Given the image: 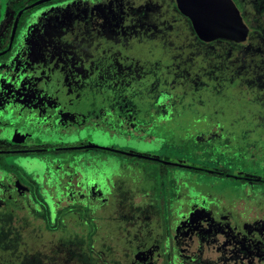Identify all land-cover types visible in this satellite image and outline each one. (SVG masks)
Here are the masks:
<instances>
[{
  "label": "flooded vegetation",
  "instance_id": "flooded-vegetation-1",
  "mask_svg": "<svg viewBox=\"0 0 264 264\" xmlns=\"http://www.w3.org/2000/svg\"><path fill=\"white\" fill-rule=\"evenodd\" d=\"M37 1L39 0H0V26L3 25L0 42L4 41L2 34L5 33L6 36V47L0 50L5 51L0 54V154H8L9 158L8 161L5 159V162H0V264H45L47 255L34 250L33 245L27 241L30 237L24 236L18 228L27 227L25 223L31 225L36 215L42 212L47 214L50 227L61 228L62 231L56 245L54 244V254L66 252L80 264H97L96 256L102 253L97 252V239L92 236L98 227L96 216L87 215L88 199L92 195L90 178L95 174L93 170L97 166V159H87L85 156L87 150L95 148L76 147L84 146L81 139L86 136L83 133L88 135L92 131L88 126H81L93 115L95 117L98 114V91H103L106 99L112 97L110 93L107 95L103 88L98 87L96 82L105 85L108 92H113L114 85L125 86L121 85L125 82L116 77L118 74H114L111 67L99 72L96 69V74L91 75L92 65L84 74L80 68H66V77L64 75L62 78V62L72 58L75 60L76 56L72 46L65 44L66 34L74 31L76 26H82L108 39L126 36L127 40H130L132 36H145L149 38L136 39L137 49L152 56H159L163 47L154 43L152 36L150 37L154 35L152 30H161L163 27L159 23L154 24L159 18L151 19L158 2L172 13L184 17L194 41L203 46L225 40L233 48H242L251 35L263 32L264 28L250 26L243 0H237L240 7L236 0H232L249 26L248 37L241 42L225 38L213 41L201 39L190 17L179 8L178 0H45L34 4ZM139 4L145 5L139 8ZM261 5L259 15L264 16V0ZM21 11L12 39L14 25ZM7 17L8 22L5 24ZM7 32H10L9 36ZM142 40L152 42L145 45L141 43ZM121 48L128 51L130 49L126 44ZM127 57L130 59L122 58L126 63L131 60L130 56ZM239 70L236 78L223 75L224 79H228L227 82L222 81L225 89L231 91L247 78V71ZM49 72L57 75L56 79H60L64 89L52 90ZM141 77L139 76L140 82L145 86V80ZM157 77L155 72L150 73L146 83L154 78L155 83L159 85ZM246 82L250 81L246 79ZM230 84L233 85L232 88L227 87ZM67 90H72L73 96L67 98ZM71 110L75 111L76 119L78 115H85L87 118L82 123H78V119H75V122H66V114ZM48 119L54 124L51 136L56 134L59 140L53 137L54 141H49V138L44 137L49 133V127L45 130L40 127L39 131H33L37 122L43 124ZM102 123L108 125L109 121ZM102 123L103 129L96 128L93 133L106 131L104 127L107 125ZM61 125L76 129L69 135H59L56 132L61 130ZM229 125L228 130L244 131L248 138L249 129L233 123ZM39 134L42 136L40 140L37 137ZM70 136L76 138L68 139ZM247 143L251 153L255 154L247 156L246 160L258 162L259 166L256 168L230 172L219 167L194 165L173 157H159L189 166L158 161L161 164L196 172H162L157 175L162 176L164 182L160 177L155 180L159 182H154L147 181L143 172L136 171L134 179L140 183L139 188L152 199L145 205H134L143 215L148 214L141 222L143 228H138L132 237L126 235L124 243L120 246L122 255L127 259L123 264H264V149L255 152L249 139ZM254 146L260 147L257 144ZM64 148L84 152L78 153L72 161H66L61 154L58 156L54 153ZM34 152L51 164H48L44 174L30 173L17 163L15 154L24 153L29 156V153ZM57 161L59 165L54 168ZM66 162L70 165L77 163L76 172L81 164L89 166V170L83 167V173L80 172L87 177V180L81 177L85 187L84 193L69 187L62 188L64 176L70 174L65 168ZM14 167L21 168L26 182ZM138 173L142 176L141 182L137 178ZM112 175L110 172L105 178V184L108 181L114 184ZM35 183L39 191L36 198L32 195V187L29 185ZM144 186L150 187L152 193L150 189L145 190ZM109 191L110 186L104 188L102 196H106ZM21 199L25 201L22 203L25 218L21 217V209H18ZM61 200L65 203L60 204ZM125 202L127 203L122 207L126 206L128 209L124 208L127 210H124V218L127 220V225L125 223L124 226L129 229L128 221L136 216L139 219L141 215L129 216L128 195H125ZM70 211L77 215L76 219L84 221L87 232H81L77 228L70 229L66 225L64 215ZM113 239L111 232L106 233V243L112 249L115 244Z\"/></svg>",
  "mask_w": 264,
  "mask_h": 264
},
{
  "label": "rangeland",
  "instance_id": "rangeland-1",
  "mask_svg": "<svg viewBox=\"0 0 264 264\" xmlns=\"http://www.w3.org/2000/svg\"><path fill=\"white\" fill-rule=\"evenodd\" d=\"M243 1H245V13L247 14L250 26L264 28V16L259 15L262 0ZM235 2L240 7L237 0ZM144 5L139 4L138 7L143 8ZM156 5L154 9L156 12L151 19L159 18L155 20L154 24L159 23L163 27L161 30H152L154 35H150V37L152 36L154 43L161 44L163 47L158 54L159 56H152L146 51L137 49L136 39L149 37L132 36L130 40H127L126 36H114L108 39L106 36L96 35L92 30L76 26L74 31L69 32L65 36V44L72 46L76 56L75 60L72 58L66 59V62H62L64 64V70L60 72L61 75L63 74L62 78L64 75L66 77V68H80L84 74L92 65L91 75L96 74V69L99 72V70L103 71L111 67L114 74H118L115 76L122 80V82H125V84L121 85L130 86L134 75H136L138 77L142 76L141 78L145 80V85L150 87V82L146 83L148 82L147 78H149L150 73L155 72L158 75L157 80L159 85L168 94V100L171 101V104L174 105L177 111L184 109L191 110L193 108L202 110L206 107V104L211 105L213 108L218 109L221 115H225L229 121H232L233 124L242 125L241 127L249 129L248 139L252 143V149L255 152L264 149V31L253 36L251 35V38L245 42L242 48H233L225 40H219L213 44L203 46L194 41L184 17L178 13H172L171 10H168L159 2ZM160 17L162 18L160 19ZM7 19L8 17L5 19V24L8 22ZM2 27L3 25L0 26V32L2 31ZM4 34H2L4 41L0 42V50L6 47V36ZM9 34L10 32H7L8 36ZM150 42L152 41H141L145 45ZM123 44H126L131 50L122 49L121 46ZM127 56L131 57L128 63L122 60V58H128ZM79 58H82V60H79ZM238 70L241 72L247 71L246 79L250 81V84L244 79L242 84L234 87L231 91L225 89L222 83L224 79L223 75L236 78L239 74ZM56 76L54 72H49V83L52 85V90L60 89L59 91H61L64 87H62L60 79H56ZM96 83L98 87L103 88L105 92L109 93L105 85H101L99 82ZM126 89L119 91L118 95L113 96V94H110L112 97H109L107 100L105 93L98 91L97 100H102L104 106L100 109L101 114H97L95 117L93 115L87 122L82 124L81 128L88 126L92 130L88 135L87 133H83L86 137L81 139L82 145L100 144L124 151L164 158L166 150L163 149L162 141L138 136L127 128L130 126L139 128L140 126L133 123L135 121L133 117L138 108L133 106L130 100L131 98H135L137 92ZM67 92H69L66 94L67 98L73 96L72 90V93L70 90H67ZM243 102L245 106H243ZM38 105L41 106L39 103ZM42 105L46 106L47 104ZM116 106H118L117 109H115ZM74 112V110H71L66 114V122H75L76 117ZM119 113L122 115H119ZM50 119L43 124L37 122L33 131H39L40 127L43 130L49 127L50 129L47 130L49 133L44 137L49 138V141H54L53 137H57V135L51 136L54 124L52 121L50 122ZM103 121H109L108 125L107 123H102ZM101 123L104 126L107 125L103 126L106 128V131H97V134L93 133L96 128L100 127V129H103ZM119 124L120 127H118ZM60 129L59 132H56L57 134L69 135L76 127L68 128L61 125ZM37 137H39V140L42 138L40 134ZM57 138L59 140V137ZM74 138L76 137H68V139ZM255 144L260 147L257 148L254 146ZM77 152L81 153L83 151L79 150ZM54 153L58 156L60 154L59 152ZM102 153L107 155L105 157H108V160L105 163H97L96 167L103 169L105 168V164L111 163L112 160L115 162L124 161L130 164L128 168L123 165L119 167L121 175H119V172L112 173L114 184L109 181L107 184L104 183L105 178L109 176L111 171L108 167L105 168V172L103 173H101L102 169L93 170L95 174L90 178L92 195L88 199L89 209L87 211L89 212L87 215L96 216L98 227L92 236L97 239V252L102 253V255L96 256L97 264H123L127 259L122 255L123 252L120 246L124 243L126 235L129 234L132 237L138 231V228H143L141 222L145 219V215L148 214L143 215V212H139L138 208L134 205H145L146 202H149V199H152L151 196L146 195L145 191L139 188L140 183L134 179L136 171L141 172L142 168L149 167L161 169V165L142 158L136 159L135 157L123 156L121 154ZM15 155L17 156V163L26 168L28 172L34 174L38 172L44 174L46 172L49 161L42 160L37 152L29 153V156H26L24 153H17ZM5 159L6 161L9 160L8 154H0V162H5ZM49 165L51 166V164ZM58 165V161L55 162L54 168H57ZM76 166L77 163L75 162L72 165L69 162L65 163V168L70 174L64 176L62 188L69 187L73 190H82L84 193L85 187L81 181V177L85 180H87V177L80 172L83 173V170L89 169V166L81 164V167L77 168L78 172H76ZM14 169L22 180L26 182V176L21 168L14 167ZM167 169L169 172H196L194 170L176 169L175 166H168ZM99 174H101L100 177L98 176ZM93 177L97 179L95 180ZM137 178L141 182L142 176L140 173L137 174ZM38 182L41 181L38 180ZM43 182L42 184H44ZM68 183L71 184L68 185ZM29 185L32 187V195L35 198L38 197L39 191L36 183ZM108 186H110V191L106 194L107 197L102 196L101 193ZM143 188L145 190L150 189L148 186H144ZM150 191L152 193V189ZM125 195H128L130 204L129 216L133 214L141 215L139 219L136 216L128 221L129 229H125L124 226L125 223L127 225V220L124 218V212L127 211L124 208L127 207H122L123 204L127 203L125 202ZM23 202L25 203L22 199L19 201L18 209H21V217L25 218L24 207H22ZM59 203L63 204L65 201L61 200ZM93 209L95 210L92 213ZM64 218L66 225L70 229L77 228L81 232L88 231L87 225L84 224L83 220L76 219L77 215L74 212H67ZM25 224L27 227L18 226V228L24 236L30 237L27 241L30 245H33L34 250L42 251L47 255L45 257V264H80L66 252L54 254L55 243L58 241L57 238L62 234V231L61 228L53 229L49 226V220L45 212L36 215L31 225ZM110 232L114 235L113 240L115 244L113 249L106 243V233Z\"/></svg>",
  "mask_w": 264,
  "mask_h": 264
},
{
  "label": "trees",
  "instance_id": "trees-1",
  "mask_svg": "<svg viewBox=\"0 0 264 264\" xmlns=\"http://www.w3.org/2000/svg\"><path fill=\"white\" fill-rule=\"evenodd\" d=\"M232 43L239 46L235 42ZM153 79L149 81L150 87L144 86L140 82L139 77H134L130 86H112L113 90L116 89L114 91L116 93L112 92L113 96L118 95L119 91L126 88V90L130 89L137 92L135 98L130 100L131 104L138 108L133 117V120H135L133 123L140 127L133 128L135 127L133 126L129 128V131L138 136L162 141L163 149L166 150L165 158L173 157L194 165L219 167L230 172L236 169H250L259 166L256 161L246 160L247 156L255 153H251V149L248 147V138L245 136V132L238 129L228 130L229 124L233 122L229 121L225 115H221L218 109L206 104V107L202 110L193 108L191 110L177 111L171 101L168 100V94L163 92L162 87L156 84ZM223 81L227 82L228 79L226 78ZM227 87L232 88L233 85L230 84ZM109 93L111 94V91ZM244 102L243 106H245ZM103 103L102 100H99L96 105L98 114H101L100 109L104 106ZM86 118L87 116L85 115H78V123L84 122ZM77 151L79 150L64 148L59 152L66 161H72L74 156L78 155L79 152ZM102 152L135 157L100 148L87 150L85 156H87V159L95 157L97 163H105L108 157H105L107 155ZM146 160L161 165V169L156 167L142 168L141 172L145 174L146 180L159 182L155 180L160 177L161 181L164 182L162 176L157 174L169 172L167 167L171 165H164L150 159ZM129 164L124 161L115 162L112 160L111 163L105 164V168L108 167L111 173L119 172V175H121L119 167L123 165L128 168ZM105 168L96 167L94 169H102L101 173H103Z\"/></svg>",
  "mask_w": 264,
  "mask_h": 264
},
{
  "label": "water",
  "instance_id": "water-1",
  "mask_svg": "<svg viewBox=\"0 0 264 264\" xmlns=\"http://www.w3.org/2000/svg\"><path fill=\"white\" fill-rule=\"evenodd\" d=\"M42 1L45 0H39L34 4L40 3ZM178 4L181 11L189 16L192 20L193 26L198 36L205 41H213L218 38H225L228 40L241 42L246 40L248 37L249 26L245 23L240 10L232 0H178ZM21 13L22 11L17 16V20L12 33V39L14 37L16 24ZM4 52L5 51L0 52V54ZM81 147L112 150L143 159L161 161L168 164L189 166L177 161L164 160L156 156L124 151L100 144H89L78 146L76 148Z\"/></svg>",
  "mask_w": 264,
  "mask_h": 264
}]
</instances>
